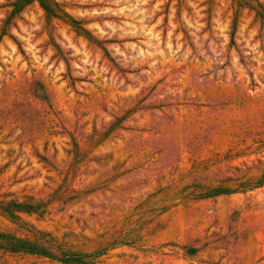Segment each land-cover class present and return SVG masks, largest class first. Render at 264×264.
I'll list each match as a JSON object with an SVG mask.
<instances>
[{"label": "rangeland", "instance_id": "374dc122", "mask_svg": "<svg viewBox=\"0 0 264 264\" xmlns=\"http://www.w3.org/2000/svg\"><path fill=\"white\" fill-rule=\"evenodd\" d=\"M13 1L0 198L48 204L0 230L91 264H264V0H32L5 23Z\"/></svg>", "mask_w": 264, "mask_h": 264}, {"label": "trees", "instance_id": "16d2710c", "mask_svg": "<svg viewBox=\"0 0 264 264\" xmlns=\"http://www.w3.org/2000/svg\"><path fill=\"white\" fill-rule=\"evenodd\" d=\"M32 0H14L10 3L11 9L5 23ZM46 13L57 17L58 8L51 6L49 0H38ZM57 7L56 3H53ZM48 202L32 196L22 200L17 198H0V215L6 216L13 222L23 221L21 214L43 215L47 210ZM31 236H20L10 231L0 230V262L6 255H37L55 259L65 264H91L90 254H80L65 248V244L50 232L37 229L29 225Z\"/></svg>", "mask_w": 264, "mask_h": 264}]
</instances>
